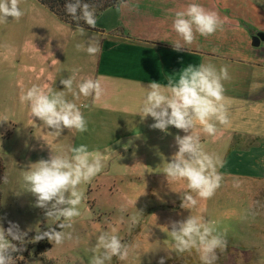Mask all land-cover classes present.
I'll return each mask as SVG.
<instances>
[{
	"label": "rangeland",
	"instance_id": "obj_1",
	"mask_svg": "<svg viewBox=\"0 0 264 264\" xmlns=\"http://www.w3.org/2000/svg\"><path fill=\"white\" fill-rule=\"evenodd\" d=\"M19 6L24 12L19 20L8 17L7 22L0 23V119L7 117L0 122V153L7 181L1 187L0 224L7 229L8 221H12L22 231L31 229L21 246L34 245L36 242L29 241L36 235V227L46 231L56 221H47L45 209L36 206V197L26 190L24 171L46 159L51 150L68 145L84 144L106 156L102 171L80 186L85 194L81 216L73 220L72 229L66 230L71 231L72 239L60 245L51 243L47 252L32 255L22 264H90V249L96 247L98 236L113 230L130 246L129 254L124 260L113 257L105 264H159L161 258L165 264H203L196 248L178 251L170 233L172 221L189 215L213 225L216 234L226 240V249L217 250L215 264H264V195L257 188L259 184L224 174L218 168L223 180L213 196L197 197L195 206L182 208L181 195L189 191L187 181L167 179L163 173L178 150L176 143H171L170 127L167 132L152 128L154 120L150 116L142 119L133 106H127L123 113L83 114L87 131L65 128L58 138L39 120L38 124L28 120L30 109L20 102V93L42 84V78L22 70L23 64L31 63L37 71L44 68L55 79L51 88L66 92V99L81 110L85 101L69 97L72 94L60 80L71 76L73 69L79 70L78 79L88 63L93 64L91 55L77 51L75 45L83 43L86 47L95 34L85 29L81 35L78 28L61 23L37 0H20ZM184 134L180 131L178 135ZM215 142L208 143L205 152L220 158L221 153L213 147ZM138 211L142 213L133 223L131 217Z\"/></svg>",
	"mask_w": 264,
	"mask_h": 264
},
{
	"label": "clouds",
	"instance_id": "obj_2",
	"mask_svg": "<svg viewBox=\"0 0 264 264\" xmlns=\"http://www.w3.org/2000/svg\"><path fill=\"white\" fill-rule=\"evenodd\" d=\"M19 5L20 0H0V23L7 22L8 17L19 20L24 15ZM65 10L74 20H83L88 26L95 27V9L89 3L83 0H66ZM223 23L215 11L192 2L184 10L175 13L173 29L184 44H192L196 33L205 37L213 35L218 29H222ZM77 28L81 35L85 34L83 27ZM172 45L174 51L184 50L179 41ZM75 48L94 56L100 51V41L91 37L86 47L83 43H77ZM78 71L73 69L71 76L60 80L64 89L76 99L81 95L98 97L101 91L99 81L82 78L77 82ZM229 78L226 66L217 70L211 63L198 66L189 64L177 77L169 78L167 84L153 81L145 86L143 103L137 114L142 119L150 116L154 120L151 125L154 129L167 132L169 126H173L185 133L183 136H175L178 150L163 171L167 179L187 181L189 191L181 195L182 208L195 206L197 197L211 198L221 186L223 175L218 171L219 159L203 150L200 134L195 128L198 122L204 133L214 135L217 123L226 125L229 122L223 85V81ZM20 102L27 104L31 117L38 118L47 129H52L51 132L57 138L65 128L87 131V121L77 104L66 99V92L54 91L48 83L32 85L21 94ZM3 121H7V117L0 119V122ZM105 161L104 153L99 150L90 151L87 145L81 144L51 150L46 159L30 164L23 174L26 190L36 197V206L45 209L47 221L57 223L55 227L48 225L46 231L36 227V235L29 242L46 238L49 242L60 245L66 239H72L71 231L66 230L72 229L73 220L81 216L80 205L85 194L80 186L90 183L102 171ZM139 213L142 212L138 211L137 215L131 217L133 223L137 222ZM28 231L31 229L22 231L12 221H8L7 229L0 224V264H15L13 253L21 252L23 248L17 247L12 241L24 245ZM170 233L178 251L196 248L201 253L203 264H215L218 259L217 250L226 249V240L216 234L214 226L192 215L183 220L172 221ZM129 247L115 234V230L112 233H101L96 247L90 249V264H105L113 257L124 260L129 254ZM159 264H165L164 258L160 259Z\"/></svg>",
	"mask_w": 264,
	"mask_h": 264
},
{
	"label": "crops",
	"instance_id": "obj_3",
	"mask_svg": "<svg viewBox=\"0 0 264 264\" xmlns=\"http://www.w3.org/2000/svg\"><path fill=\"white\" fill-rule=\"evenodd\" d=\"M192 2L215 11L224 23L213 35L196 33L192 44H184L173 21L175 13ZM95 28L86 30L100 41V51L91 55L93 64L88 63L77 81L96 79L101 91L98 97H79L85 101L82 114L123 113L127 106L135 107L137 114L150 82L167 84L189 64L211 63L217 70L226 66L230 78L223 85L229 122L217 123L214 135L204 133L198 122L195 131L204 151L216 139L213 147L221 153L220 172L255 181L264 195V40L258 46L252 42L257 32L264 33V0H125L103 10ZM177 41L184 50H173ZM38 69L31 63L22 66L52 87L55 79ZM33 118L28 120H39ZM169 127L174 143L181 130Z\"/></svg>",
	"mask_w": 264,
	"mask_h": 264
},
{
	"label": "trees",
	"instance_id": "obj_4",
	"mask_svg": "<svg viewBox=\"0 0 264 264\" xmlns=\"http://www.w3.org/2000/svg\"><path fill=\"white\" fill-rule=\"evenodd\" d=\"M42 6H44L49 12H51L61 23L72 27H83L84 29L97 30L84 23L83 20H74L65 10L66 0H37ZM125 0H83V2L89 3L95 9V19L105 9L116 7ZM5 180V163L3 156L0 153V208L2 199V184ZM62 222V221H61ZM57 223V222H56ZM55 227V224L53 225ZM59 230V229H57ZM13 243H16L13 241ZM17 244V243H16ZM17 247H22L23 251L13 253L15 258V264H22V260L27 259L30 256H39L47 252L51 248V242L46 238L36 242L34 245L29 243L26 246H21L19 243Z\"/></svg>",
	"mask_w": 264,
	"mask_h": 264
},
{
	"label": "water",
	"instance_id": "obj_5",
	"mask_svg": "<svg viewBox=\"0 0 264 264\" xmlns=\"http://www.w3.org/2000/svg\"><path fill=\"white\" fill-rule=\"evenodd\" d=\"M264 40V33L263 32H257L253 37H252V42L254 46H258L261 41Z\"/></svg>",
	"mask_w": 264,
	"mask_h": 264
}]
</instances>
